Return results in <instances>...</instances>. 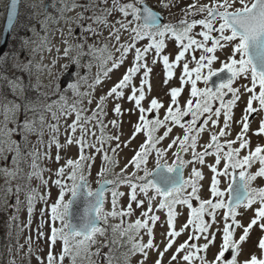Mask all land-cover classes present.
Listing matches in <instances>:
<instances>
[{
  "label": "snow or ice",
  "instance_id": "6c2138e0",
  "mask_svg": "<svg viewBox=\"0 0 264 264\" xmlns=\"http://www.w3.org/2000/svg\"><path fill=\"white\" fill-rule=\"evenodd\" d=\"M17 5H5L6 33L17 20ZM157 6L173 15L178 9L179 19L164 23L147 0H39L31 5L34 23L26 26L31 35L21 38L17 51L0 55V198L14 210L11 227L28 189L29 229L37 200L44 202L36 240L48 251L36 256L38 264H131L132 257L147 264L151 253L152 264H164L166 255L168 264H264V187H253L264 180V144L252 146V136L264 137V0H158ZM93 62L98 70L89 83ZM71 65L77 78L65 90L60 75ZM157 65L168 86L167 104L151 95ZM117 71V80L96 94ZM173 80L177 86H170ZM125 101L131 107L123 108ZM125 111L136 121L122 139ZM73 147L75 156L61 155ZM124 149L131 155L117 172ZM47 161L58 167H42ZM44 172L56 178L46 180ZM34 179L46 189L51 180L58 189L50 205L51 192L40 195L30 187ZM81 198L83 214L73 222L71 209ZM180 209L187 217L177 228ZM158 224L166 229L160 243ZM256 229L259 255L245 256ZM32 239L25 241L29 257Z\"/></svg>",
  "mask_w": 264,
  "mask_h": 264
},
{
  "label": "rangeland",
  "instance_id": "374dc122",
  "mask_svg": "<svg viewBox=\"0 0 264 264\" xmlns=\"http://www.w3.org/2000/svg\"><path fill=\"white\" fill-rule=\"evenodd\" d=\"M9 0H0V39H1V33H2V28L4 25V21H5V17H6V8L5 5L8 4ZM49 0H44V3H48ZM147 2L154 8H156L158 11H160L162 14H164L166 17V22H175L176 20L179 19L180 17V13L178 9H173V14H170L168 11L165 10H161L157 4H158V0H147ZM192 0H183V3L187 4V3H191ZM201 3H207L208 0H200ZM33 3H39V0H22V5H21V14L22 13H27L29 15H32L34 9L31 7V5ZM43 5H41V7H38L35 9V11H41ZM199 29H197L198 31ZM26 35H31V33L25 32V34L23 35H15V33L12 36V40L10 42V46L7 50V53L10 52H14L17 51L20 47V40L22 37L26 36ZM146 43V41H145ZM175 48V44L174 42H169V46H168V51L171 52L173 51V49ZM37 59H39V57H37ZM12 61L9 60L8 65L10 67ZM61 63H66V61H61ZM216 67H219V65H215ZM59 67V66H58ZM69 69V68H68ZM98 70V65L97 63L93 62V66L91 69L90 73H87V69H82L81 70V75H84L85 73H87L88 75V82L91 83L93 77L95 76L96 72ZM121 71H123V69H121ZM9 75H11V72L8 73ZM60 75V79H61ZM120 76V71L114 72L112 74V79L111 80H106L105 84L103 87L98 86L97 87V93L96 94H102V92L104 90H106V88L111 85L114 81L117 80V78ZM77 78V77H76ZM43 81L45 84L48 83V78L47 77H42ZM163 69L161 65H157L154 68V72L152 75V85H153V91L151 93L152 96H156L158 97L162 102H164L165 104H167L168 102V97L166 95V92L168 90V86H165L163 83ZM60 86H61V82H60ZM170 86H177V82L175 80H173L172 82H170ZM199 86L203 87L202 84H200ZM62 88V87H61ZM87 90V84H82L81 85V91H86ZM5 91H7V89H5ZM92 107H94V104L92 105ZM122 107L127 109L129 107H131V105L128 102H123L122 103ZM236 115L237 117H239L240 115V109L238 108L236 110ZM264 115V114H262ZM163 116V110L161 111V117ZM112 118V114L109 113V117L108 119ZM185 119H188L187 117ZM259 120H260V116H256L255 119L252 120V124L251 127L253 129H256L258 127L259 124ZM130 121L131 122H135L136 121V116L135 115H130L127 111H125V114L123 116V131L125 133V136L122 137V139L126 138L127 134L130 131ZM105 123H107V120H105ZM109 134H113L114 130L111 129V127L109 126V129L107 130ZM179 130H174V134L176 132H178ZM235 131H238V129L234 128V132H233V136L235 135ZM97 135H99V130L97 129ZM94 139V138H92ZM142 139V137H141ZM207 139V134H204V140ZM61 141L63 142V136H61ZM141 142L140 140H137L136 143ZM203 142V141H202ZM257 143H261L264 144V137H256V136H252V146L255 147V145ZM112 146H115V143L113 142ZM135 146V145H133ZM55 154V149H53V155ZM76 154V148L73 147L68 153H61L62 156H75ZM111 155V153H109ZM131 155V152L129 149H124V151L120 152L119 154V165L117 166V168L115 169V171H119V168L123 166V164L125 163L126 159ZM100 162V158L97 157V164H99ZM208 162L211 163L212 159L208 158ZM61 164L64 163L63 160H61L60 162ZM42 167H50L53 169V171L55 170L56 167H58V165H56L55 163L51 162V161H47V162H43L42 163ZM151 167V165H150ZM255 170V168L253 169V171ZM95 172H96V168H93V183H92V187L95 188L96 184L94 183V178H95ZM188 174V170H185V176H187ZM52 176V179L54 180L56 177L54 175H52V173L49 172H44V179H48L49 176ZM205 175L209 176L210 173L207 171V169H205ZM205 183H207V180L205 181ZM3 185V179L0 178V187H2ZM224 186V184H222V187ZM31 188H36L38 189V193L40 195H44L46 192L50 191L51 192V196L48 199V204L50 205L52 202L55 201V199L57 198V194H58V189L52 185L51 180H49V186L46 189L40 181L38 180H32L31 181ZM253 187H264V180H260L258 179L254 184ZM28 189H25V192ZM120 191H127L125 186H121ZM25 192H21L20 194V200H21V205H20V211L18 213H15L18 217L17 221L11 225V227H9V213L14 211L13 209L7 208L4 204V200L3 198H0V226H2L1 230L5 231L6 234H4L3 237V241L0 242V264H11V261L14 259L15 260V264H38V261L36 259V256L39 255L41 257L46 256L47 251H48V245L46 243H44L43 241H38L36 240V228L37 225L40 223L41 221V215H40V211L42 208L45 207V204L43 201H40L39 199L37 200L36 204H35V208L32 214V224H31V229L29 228H25L24 225L27 224L28 222V215H27V205L25 202ZM106 196L108 198L107 202H106V210L110 209V200H111V193L107 192ZM67 199V197H66ZM126 197L121 198V203H124L126 201ZM10 203L15 204V200L11 199ZM135 207V205H133ZM180 211L183 213L182 215H180L177 219V228L180 227L181 224H183L186 220L187 217V210L186 209H180ZM139 215V211H137L136 215H134L133 217H131V220H134L136 218V216ZM161 218L162 220L164 219L163 214L161 213ZM251 216V212L246 213L242 219L247 222L248 218ZM45 220H47V215L44 217ZM115 223H119V220H110V224H115ZM166 229L165 228H161L160 225L158 224L157 227L155 228V236H156V242L160 243V241L163 239V237L161 236V233L164 232ZM43 231H45V233H48L49 229L48 226L45 225ZM31 235L32 236V248H33V255L31 257H29V255L27 254V245L25 243L27 237ZM110 235V232H109ZM260 233L259 230L256 229L251 233V238L248 241L247 244H245L244 248H245V256H247L249 253H256L257 255H259L258 250L255 247V242L257 241L258 237H259ZM186 238V234L182 237L179 238L178 242L182 241L183 239ZM104 239H106V237H98L99 241H103ZM145 239H147V237H145ZM217 243H219V237L217 239ZM18 244H23L25 245L24 249H20L18 250L17 245ZM95 247L93 246V251H95ZM162 247V245H161ZM9 248H11V251H9ZM60 249V244H57L56 250L59 251ZM103 251H107V249H103ZM216 251L215 248L211 249L209 252V256L211 258V254L212 252ZM139 257H132L131 258V264H136V261ZM156 258L155 253H151L149 260L147 262V264H152L153 260ZM244 258V257H241ZM93 259H96L95 257ZM168 255L165 256L164 258V264H168ZM65 264H68V261L66 260ZM83 264H87V261H84Z\"/></svg>",
  "mask_w": 264,
  "mask_h": 264
},
{
  "label": "water",
  "instance_id": "95a60500",
  "mask_svg": "<svg viewBox=\"0 0 264 264\" xmlns=\"http://www.w3.org/2000/svg\"><path fill=\"white\" fill-rule=\"evenodd\" d=\"M21 1L22 0H18V5H17L18 17H19V13H20ZM154 10L158 11L155 8H154ZM162 16H163V22H164L165 21V17H164L163 14H162ZM18 17H17V19H18ZM16 21L14 22V25H15ZM5 25H6V18H5V23H4V26H3L2 35H1V41H0V55H2L6 51V49L8 48V45H9V42H10V39H11V34H12V31H13V29H12L11 30V34L4 32ZM13 28H14V26H13ZM74 68H75V66L72 65L71 66V70L68 71L66 73V75H64V77L62 79V84L63 85H65L67 82L73 80V78H74V76H73ZM213 81H216L215 77L213 78ZM84 207H85V204H84V201H83L82 198L79 201H77V203H75L73 205V207L71 209L73 222H77V218L83 214Z\"/></svg>",
  "mask_w": 264,
  "mask_h": 264
},
{
  "label": "trees",
  "instance_id": "16d2710c",
  "mask_svg": "<svg viewBox=\"0 0 264 264\" xmlns=\"http://www.w3.org/2000/svg\"><path fill=\"white\" fill-rule=\"evenodd\" d=\"M32 15H29L27 13H22L16 23V26L14 28L15 35H23L26 31V26L30 23H34V20L31 19ZM2 226H0V242L3 241V235L6 234L5 231L1 230Z\"/></svg>",
  "mask_w": 264,
  "mask_h": 264
},
{
  "label": "flooded vegetation",
  "instance_id": "af4514ba",
  "mask_svg": "<svg viewBox=\"0 0 264 264\" xmlns=\"http://www.w3.org/2000/svg\"><path fill=\"white\" fill-rule=\"evenodd\" d=\"M77 70V69H76Z\"/></svg>",
  "mask_w": 264,
  "mask_h": 264
}]
</instances>
